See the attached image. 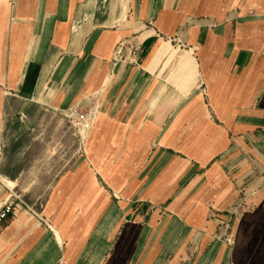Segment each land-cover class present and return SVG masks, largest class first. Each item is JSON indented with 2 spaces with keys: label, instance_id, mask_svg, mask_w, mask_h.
Segmentation results:
<instances>
[{
  "label": "crops",
  "instance_id": "1",
  "mask_svg": "<svg viewBox=\"0 0 264 264\" xmlns=\"http://www.w3.org/2000/svg\"><path fill=\"white\" fill-rule=\"evenodd\" d=\"M7 198L0 264H264V0H0Z\"/></svg>",
  "mask_w": 264,
  "mask_h": 264
},
{
  "label": "built area",
  "instance_id": "2",
  "mask_svg": "<svg viewBox=\"0 0 264 264\" xmlns=\"http://www.w3.org/2000/svg\"><path fill=\"white\" fill-rule=\"evenodd\" d=\"M137 50L138 48L134 47L133 53H135ZM98 102V94L84 95L64 113V116L70 120V127L75 132L78 145L80 146L83 145L85 137L93 127L94 121L99 113ZM14 198L19 200V203H21L24 209L29 213L33 215L38 214L37 209L35 208L36 205H28L18 197L14 196ZM15 208H17V205L15 204L14 200H10V198H7L3 200L2 203H0V230L9 216L14 215Z\"/></svg>",
  "mask_w": 264,
  "mask_h": 264
},
{
  "label": "rangeland",
  "instance_id": "3",
  "mask_svg": "<svg viewBox=\"0 0 264 264\" xmlns=\"http://www.w3.org/2000/svg\"><path fill=\"white\" fill-rule=\"evenodd\" d=\"M60 118V116L57 115L56 119ZM65 122L67 123V126L72 130V128L70 127V120H68L64 115L62 117ZM59 127H57V124L55 125L54 122L50 123V127H49V134H56V132H59L58 129H61L63 127L62 122L58 123ZM62 165V162L59 164ZM60 167V166H59ZM18 188V192H16V197H18L20 200H22L24 203H30L32 204V202L35 201L34 196H38L40 194H42L43 192H36V191H32L30 186H27V184H23ZM35 203V202H34ZM37 206L35 207L37 209V212L39 210V205L36 204Z\"/></svg>",
  "mask_w": 264,
  "mask_h": 264
}]
</instances>
